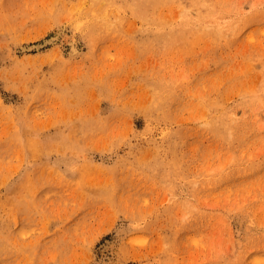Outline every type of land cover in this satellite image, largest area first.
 I'll return each instance as SVG.
<instances>
[{
    "label": "rangeland",
    "instance_id": "rangeland-1",
    "mask_svg": "<svg viewBox=\"0 0 264 264\" xmlns=\"http://www.w3.org/2000/svg\"><path fill=\"white\" fill-rule=\"evenodd\" d=\"M0 264H264V0H0Z\"/></svg>",
    "mask_w": 264,
    "mask_h": 264
},
{
    "label": "bare ground",
    "instance_id": "bare-ground-1",
    "mask_svg": "<svg viewBox=\"0 0 264 264\" xmlns=\"http://www.w3.org/2000/svg\"><path fill=\"white\" fill-rule=\"evenodd\" d=\"M70 51H71V53H76V52H77V48H76V46L73 45V44H71V45H70Z\"/></svg>",
    "mask_w": 264,
    "mask_h": 264
}]
</instances>
